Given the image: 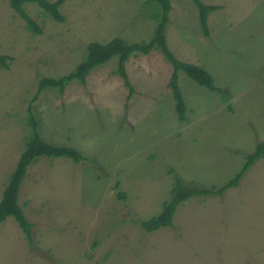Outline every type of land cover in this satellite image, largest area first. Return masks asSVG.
<instances>
[{
	"label": "rangeland",
	"instance_id": "374dc122",
	"mask_svg": "<svg viewBox=\"0 0 264 264\" xmlns=\"http://www.w3.org/2000/svg\"><path fill=\"white\" fill-rule=\"evenodd\" d=\"M200 1L219 6L207 16L208 35L192 0H170L166 43L176 59L204 68L218 90L179 72L180 121L172 67L157 50L126 62L131 95L116 56L85 83L37 93L42 78L72 72L90 42L151 39L152 0H64L63 22L26 3L39 34L0 0V54L12 58L0 71V198L30 133L29 106L44 141L84 157H41L28 168L18 203L31 241L5 218L0 264H264V158L222 196L180 203L171 226L141 227L170 200L174 176L219 189L264 141V0Z\"/></svg>",
	"mask_w": 264,
	"mask_h": 264
},
{
	"label": "trees",
	"instance_id": "16d2710c",
	"mask_svg": "<svg viewBox=\"0 0 264 264\" xmlns=\"http://www.w3.org/2000/svg\"><path fill=\"white\" fill-rule=\"evenodd\" d=\"M64 0H8L9 6L20 15L25 21L26 27L34 34L40 33V28L36 25L24 10L26 3H36L42 11L56 22H63L64 17L60 12V6ZM157 6L152 16L156 18L157 23L154 28V33L151 39L141 42H127L120 37H114L105 43L90 42L86 47V55L84 59L75 67L69 74L58 78H42L39 82V93L44 88L58 87L62 92L65 86L72 80H77L80 83H85L86 76L96 66L105 63L111 57L118 58L117 70L118 75L124 80L125 86L128 88L129 95L133 93V87L129 82L125 64L129 57L133 54L141 53L148 54L152 50L161 52L165 59L172 67L171 76L168 82V87L171 90L172 96L175 100V109L180 121H184V101L181 91L178 87V73L182 72L187 77L192 79L198 85L207 88L210 91H217L218 88L214 84L212 76L201 66L187 63L176 59L172 54L166 43L165 29L169 21V12L171 10L170 0H152ZM198 9V21L204 32L208 35L206 26L207 16L210 12L219 8L217 5H207L200 0H192ZM12 58L6 54H0V71L8 69ZM35 99V98H34ZM27 123L30 128L28 137L23 143V150L17 159L14 168L8 176L7 182L2 190L0 198V222L7 217H13L21 228L25 236L31 241V227L30 223L18 203L19 191L21 184L26 176L28 168L35 163L39 158H56L65 157L72 160L74 163L84 160V157L75 148L65 145H53L44 141L37 131L38 121L35 119L28 108ZM245 161L240 170L231 178L225 185L216 189L211 186L209 189L199 190L194 187L184 186L177 176H174V185L171 190L170 200L164 203L161 213L151 219L141 222V227L151 232L160 227L171 226V218L176 207L193 196H222L223 192L238 184L241 177L247 170L255 164L258 160L264 158V141L257 142L252 152L245 155Z\"/></svg>",
	"mask_w": 264,
	"mask_h": 264
}]
</instances>
